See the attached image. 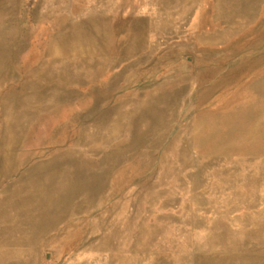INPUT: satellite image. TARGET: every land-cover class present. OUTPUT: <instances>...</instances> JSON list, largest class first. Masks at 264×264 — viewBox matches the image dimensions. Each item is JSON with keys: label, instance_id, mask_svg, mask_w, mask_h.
<instances>
[{"label": "rangeland", "instance_id": "1", "mask_svg": "<svg viewBox=\"0 0 264 264\" xmlns=\"http://www.w3.org/2000/svg\"><path fill=\"white\" fill-rule=\"evenodd\" d=\"M67 1L70 8L50 14L41 0H0V63L3 50L13 60L9 75L0 69V137L8 112L5 95L39 82L53 37L67 25L68 15L99 3ZM151 1L160 22L158 31L142 35L145 60L124 72L106 94V82L130 59L75 79L66 97L49 103L46 98L35 107L18 135L14 170L0 175V192L22 173L46 179L51 163L75 149L95 151L100 158L111 151L140 150L117 166L116 172L129 178L116 190L107 189L105 199L96 196L92 207L64 219L16 264H114L117 253L132 258L141 237L157 227L176 229L186 217L184 226L201 236L195 247L192 242L186 248L195 264H264V0ZM121 15L113 32L123 38L131 26L125 12ZM64 80L58 74L54 84ZM177 80L180 84H174ZM95 89L102 91L94 95ZM254 127L260 128V142ZM246 130L248 138L241 141L238 136ZM55 178L46 179L38 197L59 190ZM153 178L181 181L167 196L173 203L161 208L165 195L151 192L150 199H142L146 207L124 223L116 210L109 213L127 189L146 180L152 184ZM38 197H26L25 206L12 211L14 223L42 202ZM50 198L55 202L60 196ZM107 212L114 224L110 234L95 223ZM195 212L199 221L190 223Z\"/></svg>", "mask_w": 264, "mask_h": 264}, {"label": "bare ground", "instance_id": "2", "mask_svg": "<svg viewBox=\"0 0 264 264\" xmlns=\"http://www.w3.org/2000/svg\"><path fill=\"white\" fill-rule=\"evenodd\" d=\"M41 1L45 13L50 14H55L71 6L67 0ZM98 1V4L92 5L75 16L68 15L67 25L60 28L53 37L47 55L48 59L44 60L46 63L43 64L39 82L26 83L20 89L5 95L4 108L8 112L5 132L0 137V175L10 174L14 170L13 165L17 159L14 151L18 135L35 107L44 105V102L49 103L60 97H66L71 92L70 83L75 79L80 80L86 76L94 77L101 70L130 59L132 63L114 73L106 82L103 89V93L106 94L115 86L124 72L129 74L145 60V53L142 51L143 34L149 29L159 30L158 23L160 21H157L158 16L154 11V3L151 4V0ZM199 1L192 0L194 4ZM121 11L125 12L131 26V29L129 28L131 32L126 33L123 38L116 37L113 32L118 27L116 21L122 16ZM262 16H264V10ZM7 52L3 50V57L4 54L6 56L0 63V69L3 70L4 76L9 75L6 69L13 62L11 54L7 55ZM58 74L64 75L65 80L62 83L54 84ZM177 79L179 80V77ZM178 80L174 84H180ZM99 91L102 90L95 89L93 94L97 95ZM46 98L47 101L42 102ZM115 126L119 127L120 122L118 121ZM252 130L257 135L256 141L260 142L262 139L259 137L260 128L254 127ZM82 138L87 141L89 134L84 132ZM238 138L241 141L248 138V130L240 132ZM88 152L75 149L64 154L61 160L52 162L53 167L49 165L52 169L48 172L46 179L56 177L59 190L51 189L48 193L46 192V197L43 195L38 197V193L48 180L40 178L36 172L22 173L7 186H3V190L0 192V264H16L17 257L26 256L38 248L37 245H42L45 236L53 230H58L60 224L68 216L74 217L92 207L96 202V196L105 199L103 193L107 189L116 190V186L129 178L116 172L117 166L140 153V150L111 151L106 158L98 157L95 151L91 154ZM69 160H72L74 165L67 163ZM57 170L59 173L56 172ZM152 180H154L152 184L146 180V182H140L137 186L127 189L109 213L116 210L117 214L123 218L124 223L140 212L141 208L146 207L142 203V199L146 196L150 199L151 196L148 193L151 192L165 195L160 205L161 208L173 203L174 200L167 196L173 193L174 188L182 185L181 181L175 178L164 181L160 179L156 181V178ZM55 193L60 198L54 202L50 196ZM23 194L27 198L32 195L33 200L38 197L42 199V202H39L33 210L19 215L18 222L14 223L16 218L11 216L12 211L24 207V203L27 201ZM149 207H151L150 204ZM195 213L196 215L190 223L199 221L200 214ZM107 214L108 212L101 214L95 223L98 227L100 226L101 232L106 230L104 232L110 234L114 224ZM160 221H165V219L157 218L155 220V222ZM186 221L187 217L180 219L179 223L182 226L178 225L176 229L171 225L173 224L172 220L170 227L155 228L152 235L141 237L140 250L137 249L138 251L133 253L132 258L124 259L121 253H117L114 264H195L187 255L186 248L192 242V246L195 247L194 241L200 239L201 236L199 232H196L197 229L185 227ZM95 239L97 240V235ZM203 240L204 238L201 243ZM58 241H60L59 245H62L64 238L62 237ZM16 244L26 245L27 248L24 247L17 251L13 249ZM97 244V241H94V245L97 246ZM118 245L122 249L123 241ZM211 246L209 245V247ZM133 247L134 245L131 246V248ZM105 260L110 262V259Z\"/></svg>", "mask_w": 264, "mask_h": 264}]
</instances>
